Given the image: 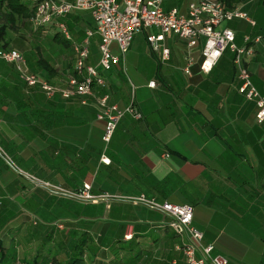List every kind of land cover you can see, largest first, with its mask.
Masks as SVG:
<instances>
[{"label":"crops","instance_id":"1","mask_svg":"<svg viewBox=\"0 0 264 264\" xmlns=\"http://www.w3.org/2000/svg\"><path fill=\"white\" fill-rule=\"evenodd\" d=\"M191 1L163 0L162 8L185 12ZM236 6L255 24L234 19L225 27L234 30L237 46L252 47L242 64L264 94V0H243ZM61 23L70 39L61 32ZM22 24L37 31L30 43L22 37ZM89 31L87 62L96 66L99 36L88 11L58 17L39 30L31 20L19 21L16 28L6 27L0 39V47L8 45L24 55L28 72L56 89L49 96L40 85L28 86L15 64L0 60V143L17 153L19 161L32 163L33 171H24L40 180L67 190L89 184L91 194L108 195L94 203L57 201L23 175L4 171L0 191L8 195L10 187L24 200L36 197L32 211L22 209L19 216L47 212L64 220V226L55 232L42 221L34 227L37 235L23 234V243L13 236L24 232L28 222L21 224L17 217L0 236V264H70L83 235L94 241L95 256L86 251L75 264H183L186 237L173 232L168 216L128 200L140 196L192 206L193 225L203 234L201 245H213L212 255L225 257L227 264H264V123L255 120L254 101L238 91L233 53L226 49L203 73L200 38L187 75L182 71L186 42L165 34L154 50L147 35L160 30L150 27L134 35L117 65L100 72L105 85L83 104L80 97L65 98L60 91L74 71V46ZM163 47L170 53L165 62ZM112 51L120 54L115 44ZM39 56L54 68L53 75L40 68ZM151 81L154 87L148 85ZM16 90L22 94L19 99L14 98ZM100 94L121 109L133 106L140 113L139 118L125 114L108 143L94 107ZM77 204L94 206L96 213L79 214Z\"/></svg>","mask_w":264,"mask_h":264},{"label":"built area","instance_id":"2","mask_svg":"<svg viewBox=\"0 0 264 264\" xmlns=\"http://www.w3.org/2000/svg\"><path fill=\"white\" fill-rule=\"evenodd\" d=\"M35 7L32 23L35 28L50 25L56 18L65 16L74 11H88L95 26V33L99 36L98 50L99 61L96 66L88 64L89 38L93 32H87L81 44L74 46L76 54L74 71L68 77L66 88L60 91L65 98L80 97L83 104L88 97H94L96 89L105 85V79L100 72L109 71L120 62L131 45L134 35L144 29L156 27L159 34L149 33L147 41L154 50L160 47V41L165 34H172L186 42V53L182 71L190 75L191 66L195 59L193 49L198 45L200 38L204 42L200 48V69L208 73L218 62L222 53L229 49L234 55V62L238 66V78L241 84L238 91L249 100L254 101L256 112L255 120L264 123V94L253 86L250 73L243 66L246 55L252 54L250 46H237L234 42L235 32L231 28L222 26L233 19H243L254 25L255 22L240 6L227 8L224 0H193L188 3L186 11L177 8L164 10L163 0H24ZM63 35L70 39L69 33L63 23L58 25ZM248 40V37L245 38ZM259 38H256L257 42ZM118 47L119 55L114 54L112 45ZM161 59H169V49L161 48ZM0 60L15 64L21 74L22 80L28 86L40 85L41 89L51 96L56 89L46 81L40 80L35 74L28 72L24 55L16 49L0 47ZM154 87V81L148 83ZM94 107L96 117L104 121L102 139L108 143L120 121L127 113L135 118L140 113L133 107L124 109L109 102L107 94L96 97ZM103 160H106L103 158ZM15 166V165H14ZM28 175V176H27ZM27 178L35 186L44 188L50 195L68 198L77 202H97L108 195L95 196L90 192V185L84 184L82 189L67 190L60 186L52 185L27 174ZM25 177V176H24ZM26 178V177H25ZM134 203H142L150 209L158 211L170 218L169 227L174 233L185 236L182 244L184 256L183 264H227V259L221 255H212L213 245H201L202 232L193 225V208L190 205H175L168 202H157L144 196L128 199Z\"/></svg>","mask_w":264,"mask_h":264},{"label":"rangeland","instance_id":"3","mask_svg":"<svg viewBox=\"0 0 264 264\" xmlns=\"http://www.w3.org/2000/svg\"><path fill=\"white\" fill-rule=\"evenodd\" d=\"M182 1H184V0H182ZM227 23H229V22H227ZM225 24L226 23L222 24V26H225ZM46 27L47 26L41 27V28L43 29ZM20 28H22L21 29L22 30V37L26 41V43L27 42L30 43L31 40L34 39L33 36L35 37V35H37V31H35V29L33 28V26L31 24L30 25L22 24V26H20ZM41 28H37V30H39ZM144 30H146V29H144ZM41 35H42V37H44L45 34H38V36H36V37H41ZM16 43H17V41H16ZM24 45H25V43H24ZM42 45H44V47L47 46V44H45V43ZM0 147H1V150H0V175L4 171H7L8 169H10V170L14 171L15 173H18L19 175L21 174V175L25 176L26 179L28 180L27 174H29V173H26V172L27 171L28 172L33 171V168L31 167L32 163H30V162L27 163L26 162L27 160L26 161H19L13 155V154H17V153H15L14 151H10V150L6 149L4 147V145L1 143H0ZM12 152H14V153H12ZM17 152L22 153L23 151L19 150ZM22 154L24 156H26V152L25 153L23 152ZM31 184L34 186V188H41L44 190V188L39 187V186H35L34 183H32V182H31ZM0 187H1V182H0ZM13 190H15V188L9 187L8 188V192H9L8 195L5 193V191H3V190L0 191V236L3 235L2 231H3V228L6 226V224H7V227L11 226L12 224L15 225L17 217H22V219L18 220L19 223H21V221L22 222L25 221L24 223L28 222L27 223L28 225L24 226V228H25L24 232H22L18 236L17 235L13 236V238L15 240L19 238L18 240L22 241L23 243H24V238H22L23 234L25 233V235H27V234L33 232L35 235H37L34 227H36L37 225H41L42 221L47 222V223L48 222L51 223L50 225L54 228L53 230L55 232L62 231L63 226H64V220L58 218V216H52L51 214L48 215L47 212H41V213L32 214V215L31 214H23V216L22 215L19 216L18 212H20L22 209L23 210L26 209V210H28V212L32 211V208L30 206H32V203H33L32 201H35L36 197L30 198V200H24L23 198H21V196H19V194L14 195ZM48 195L51 197H54L57 201L77 202V201L70 200L68 198H63V197L56 196V195H50V194H48ZM80 203H86V202H80ZM75 207H76L77 212L79 214H82V215H93L96 213L95 207L91 206V205L77 204ZM5 222H7V223H5ZM21 224H23V223H21ZM9 231H11V229H9Z\"/></svg>","mask_w":264,"mask_h":264},{"label":"trees","instance_id":"4","mask_svg":"<svg viewBox=\"0 0 264 264\" xmlns=\"http://www.w3.org/2000/svg\"><path fill=\"white\" fill-rule=\"evenodd\" d=\"M243 0H224V4L227 8H234L236 4L242 2ZM35 15V7L33 5L27 4L24 0H0V21H3V25L0 27V39L6 27L16 28V24L21 21L30 22ZM2 48L9 49L8 45H2ZM38 65L41 69H44L48 74L53 75L55 73L54 68L49 64V62L42 56H39ZM17 91V90H16ZM21 92L17 91L14 94L15 99H19ZM21 104V103H20ZM2 158V157H1ZM76 244V261L70 263L75 264L83 259L85 252L91 253L95 256V245L94 241L88 236H82ZM80 239H82L80 241ZM2 249L0 244V250Z\"/></svg>","mask_w":264,"mask_h":264}]
</instances>
